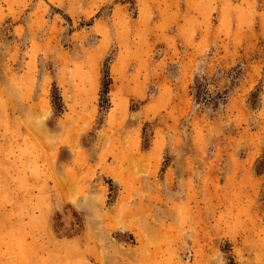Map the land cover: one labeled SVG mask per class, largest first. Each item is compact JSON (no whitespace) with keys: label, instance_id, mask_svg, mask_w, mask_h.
I'll return each instance as SVG.
<instances>
[{"label":"rangeland","instance_id":"rangeland-1","mask_svg":"<svg viewBox=\"0 0 264 264\" xmlns=\"http://www.w3.org/2000/svg\"><path fill=\"white\" fill-rule=\"evenodd\" d=\"M0 264H264V0H0Z\"/></svg>","mask_w":264,"mask_h":264},{"label":"trees","instance_id":"trees-1","mask_svg":"<svg viewBox=\"0 0 264 264\" xmlns=\"http://www.w3.org/2000/svg\"><path fill=\"white\" fill-rule=\"evenodd\" d=\"M106 87L105 89L99 90V101L100 103L103 102V99L108 93L107 86L111 83V80L106 74ZM209 77L206 75H201L199 78L195 79V82L193 84L189 85V91L190 95L193 97L195 102L199 103L202 107H210L211 109L217 108L219 104L225 103L226 96L224 92H217L214 95H211L210 92L207 91V84H208V79ZM197 82V83H196ZM107 99V98H106ZM56 100V97H55ZM58 100L60 101V98L58 97ZM101 106V104H100Z\"/></svg>","mask_w":264,"mask_h":264}]
</instances>
